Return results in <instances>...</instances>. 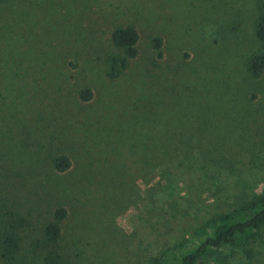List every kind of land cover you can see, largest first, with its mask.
I'll return each mask as SVG.
<instances>
[{"label": "rangeland", "instance_id": "1", "mask_svg": "<svg viewBox=\"0 0 264 264\" xmlns=\"http://www.w3.org/2000/svg\"><path fill=\"white\" fill-rule=\"evenodd\" d=\"M256 1L2 7L0 216L24 220L19 258L37 264L33 245L60 205L68 264H177L205 220L264 188V73L252 79L245 68L259 49ZM124 25L136 29L138 53L109 80V32ZM57 155L70 160L63 173L50 167ZM252 250L250 261L233 252L231 262L264 264V229Z\"/></svg>", "mask_w": 264, "mask_h": 264}, {"label": "trees", "instance_id": "2", "mask_svg": "<svg viewBox=\"0 0 264 264\" xmlns=\"http://www.w3.org/2000/svg\"><path fill=\"white\" fill-rule=\"evenodd\" d=\"M9 3L10 0H0V11L2 7L10 5ZM255 9L253 36L259 49L247 58L245 66L252 79L261 78L264 73V0H257ZM212 20L215 18L210 17L207 22ZM108 42L116 54L104 57V74L107 79L113 80L125 72L129 62L136 58L138 33L131 25L116 26L109 32ZM150 46L155 57L160 59L161 39L152 38ZM90 98L91 92L88 88L77 91L78 100L85 102ZM50 167L54 172L63 173L69 169L70 160L65 155H57L51 159ZM66 216V209L58 205L52 210L50 220L41 226L38 240L33 245V249H37L39 253L37 264H68L58 249L61 238L60 223ZM23 223L24 220L16 215L11 218L9 212L5 214V219L0 216V261L3 264H33L28 259L18 257L21 244L17 230ZM263 229L264 188L237 207L205 220L197 229V233L203 238L193 248L181 252L177 264H204L210 257L213 264H233L231 260L237 252L250 261L253 257L252 246L260 239ZM227 249L231 251L223 252ZM148 264L164 263L161 257H155Z\"/></svg>", "mask_w": 264, "mask_h": 264}]
</instances>
